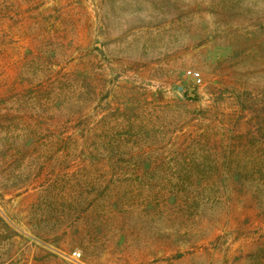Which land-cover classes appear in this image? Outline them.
<instances>
[{"label":"rangeland","instance_id":"1","mask_svg":"<svg viewBox=\"0 0 264 264\" xmlns=\"http://www.w3.org/2000/svg\"><path fill=\"white\" fill-rule=\"evenodd\" d=\"M0 264H264V0H0Z\"/></svg>","mask_w":264,"mask_h":264}]
</instances>
